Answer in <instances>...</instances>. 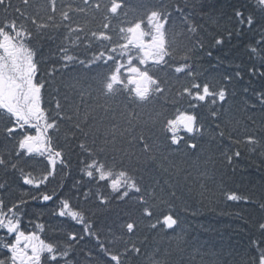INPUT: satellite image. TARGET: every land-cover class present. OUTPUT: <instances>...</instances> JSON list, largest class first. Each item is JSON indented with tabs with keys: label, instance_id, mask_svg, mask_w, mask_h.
I'll return each instance as SVG.
<instances>
[{
	"label": "snow or ice",
	"instance_id": "1",
	"mask_svg": "<svg viewBox=\"0 0 264 264\" xmlns=\"http://www.w3.org/2000/svg\"><path fill=\"white\" fill-rule=\"evenodd\" d=\"M32 7V0H0V12L4 14L0 19V172L4 173L0 179V230L5 233L0 237V249L6 250L0 264H135L143 256L146 242V238L141 241L136 234V221L121 224L119 235L111 233L102 239L85 212L62 198L51 213L58 219L48 225L62 239L49 241L40 235L46 231L43 224L37 223L33 231L22 229L28 201L23 197L5 198L13 190L12 180L18 178L23 185L36 189L26 193L32 201H54L55 189L52 193L44 189L57 175L61 177L58 186L63 187L65 169L70 168L68 156L75 146L83 157V167L81 179L74 187L79 192L78 186L87 179L89 187L82 192L85 201L92 196L98 207L112 201H135L141 206V216L151 218L152 208L157 205L150 201L170 203L164 199L161 181L151 165L156 163L169 175L174 165L160 144L149 143L143 129L136 135L140 117L129 104L143 107L163 98L166 104L175 106L187 99L190 108H207L205 119L211 118L207 126L198 123L196 114L180 107H176L173 116L157 112L150 117L152 127L160 125L165 133L164 141L170 139L168 148L173 152L182 147L185 151L200 150L197 137L208 134L212 140L219 136L218 149L227 136L229 145L243 144L249 152L259 150L264 157V135L249 132L245 125L244 135L234 137L219 123L232 77L225 75V83L219 86L212 80L199 82L201 74L191 61L198 49L204 48L205 38L192 15L185 11L190 7L188 0L183 5L160 0L135 20H129L123 11L124 0H81V4L66 6H58L57 0H44L35 15L29 11ZM191 7L195 10L196 5ZM170 9L178 14L176 19ZM89 14L92 19L102 17L101 30L89 28L87 22L80 24V15ZM114 20L118 25H113ZM229 20L234 21L226 29L229 38L234 33L244 34L245 29L251 36L249 57L258 59L259 64L249 67V76L264 79V0H245L233 8ZM181 36L183 40L179 39ZM213 40L215 45L224 43L223 36ZM45 42L48 59L38 60L37 45L43 48ZM42 60L48 67L38 79ZM77 68L84 70L93 83L85 87L79 75L68 74ZM161 72L164 79L154 74ZM169 77L181 84L174 95L171 87H165ZM236 77L242 78V73L237 72ZM256 96L255 103L245 102L244 111L257 104L264 109V92ZM121 97L127 101L122 107L117 103ZM249 119L257 123L254 116ZM259 131L264 133V121L260 122ZM180 132L187 133V137ZM220 156L227 175V169L233 167L241 152L228 146L220 150ZM40 164L44 168L39 174L29 170ZM164 184H170V180H164ZM219 187L227 201L258 205L261 215L246 221L254 231L249 237L252 254L242 258L240 264H264V200L232 191L224 180ZM69 221L79 229L66 228ZM178 223L169 210L157 216L155 222L149 221L148 226L166 233L174 232ZM177 250L183 257L185 249L179 243ZM197 251L189 254L192 264ZM168 255L165 253L160 260L149 257L147 264H169Z\"/></svg>",
	"mask_w": 264,
	"mask_h": 264
},
{
	"label": "trees",
	"instance_id": "2",
	"mask_svg": "<svg viewBox=\"0 0 264 264\" xmlns=\"http://www.w3.org/2000/svg\"><path fill=\"white\" fill-rule=\"evenodd\" d=\"M15 2V0H14ZM171 4L179 2L183 5L184 0H166ZM245 0H188L190 5L185 11L192 15L193 20L199 26L203 37L205 38V46L203 49H198L194 63L200 72L199 82L203 84L208 80H212L217 85L224 84V76H231V83L227 84L228 98L224 105V109L220 112L219 123L225 129V132H231L235 136H243L245 125L248 131L257 135H264L259 131L260 122L264 121V109L257 107L250 108L247 112L244 111L246 101L248 104L255 103L257 100L256 94L264 92V79L259 77H250L248 73L249 67L253 64H259V60L250 59L248 53V45L252 42L251 36L245 29L244 34L228 37L226 29L231 26L234 21H230L233 8L239 7ZM44 0H32L33 7L29 10L33 15L42 7ZM58 6H66L69 3L81 4V0H57ZM160 3V0H124L125 7L123 11L128 13L129 20H135L141 12L149 6ZM195 4V10L191 5ZM173 19H176L174 9ZM42 14V13H41ZM72 15H76L72 13ZM4 14L0 12V19H3ZM146 20V17H145ZM79 22L84 25L87 22L88 27L95 30H101L102 17L97 15L92 19L91 14L88 16L80 15ZM177 23L179 21L177 20ZM113 25H118L117 21H113ZM74 27L76 25H73ZM223 36L224 43L215 45L213 37ZM183 40L184 37H179ZM37 59L47 60L49 55L48 43L45 42L43 48L37 45ZM77 51V50H74ZM91 55V52H89ZM43 60L40 64L41 72L38 74V79L48 67V64ZM242 73V78L236 77V73ZM69 75H79L84 82L85 87L93 83L88 74L79 68L75 71H70ZM161 79H164V73H154ZM165 87L172 88L174 95L176 90L180 89L181 84L169 77V82ZM248 91L245 92L244 89ZM233 92L235 93L233 95ZM171 99V96L169 97ZM48 100V95L45 93V101ZM103 103V100L100 101ZM122 107L127 103L124 98L117 101ZM199 104V102L193 101ZM115 107V105H113ZM176 107L194 113L198 116V123H204L206 126L210 123L211 118L205 119L207 108H190L187 99L179 105L165 103L164 99L153 100L143 107L129 104V108L139 114V126L136 129V135L140 134L143 129L145 135L149 139V143H158L164 155L168 156L174 167L170 168L171 175L164 173L157 168V164L151 166L156 169L157 178L161 181V186L164 189V199L170 201L168 205L158 204L157 201H150L157 205L152 208L153 217H142L141 206L135 201L128 203L112 201L108 206H97L98 202L94 197L90 196L88 201H85L82 192L89 187L88 181L84 178L82 185L78 186L80 191L74 187L77 180L81 179V169L83 165L80 160L83 158L80 151L75 146L69 153L68 159L70 168L65 169L67 175L63 178V187H59L61 177L57 175L55 180L47 185L44 189L50 193L55 189L54 201L47 204H42L32 201L27 192H36V189L29 188L23 185L20 180H12V191L9 193L8 199L23 197L28 201L25 205V214L22 216V229L25 231H33L37 223L45 225L46 231L41 232L42 238L54 241L62 239L55 234L48 225L58 218L52 217L51 213L58 206L60 199L67 198L71 203L85 212L89 222L94 226L95 231L101 233V238L109 237L111 233L117 235L121 232V224H126L130 221H136V234L143 244L144 254L138 258L135 264H147L149 257L153 260H160L168 253L169 264H192L189 259V254L194 250H198L195 255V264H240L241 259L250 258L252 250L249 249V237L254 235L253 229L246 221H251L261 215L258 205L245 204L244 202L227 201L220 194L221 181H225V185L232 191L252 197L254 200H264V157L256 152H249L247 147L241 145H229L227 136L222 142L221 148L217 145L220 143L219 136L216 140H212L208 134L203 137L198 136L197 141L201 145L200 150L193 151L181 149L179 152L171 151L168 146L170 139L165 142V133L160 130V125L152 127L150 117H154L155 113L162 112L165 116H173ZM203 113V115H202ZM250 116H254L257 121L253 124ZM0 119H3L0 116ZM239 122V123H237ZM214 127V125H213ZM170 137V134H168ZM179 135L187 137V133L180 132ZM183 145V141H181ZM211 145V146H210ZM125 147L128 145L125 143ZM230 146L233 151L237 148L241 152V156L234 160V169L229 167L227 175H225L224 165L221 160L220 150L223 147ZM142 147V145L140 146ZM176 146H171L175 148ZM139 152V148L134 149ZM211 157V159H210ZM119 163V160H117ZM44 168L43 164L36 166L33 169L36 174H39ZM4 178V173L0 172V179ZM170 180V184H164V180ZM147 180L145 181V184ZM44 188V186H42ZM95 186H92V191L95 192ZM175 195H171L172 192ZM160 189H157V196H160ZM171 211L174 217L178 218V226L173 232L167 230L165 232L154 231L149 228V221L155 222L157 216H163ZM31 221V223L29 222ZM143 221V222H141ZM65 227L79 229V226L66 222ZM126 233V228L124 229ZM5 233L0 230V237H4ZM11 239V238H9ZM92 243H95L93 240ZM185 249L183 257L178 253L177 244ZM6 255V250L0 249V258Z\"/></svg>",
	"mask_w": 264,
	"mask_h": 264
}]
</instances>
